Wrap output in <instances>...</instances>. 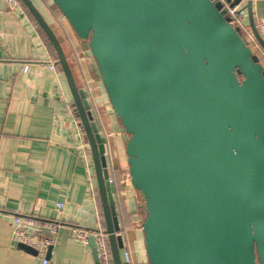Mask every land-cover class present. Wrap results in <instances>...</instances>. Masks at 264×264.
Segmentation results:
<instances>
[{"label":"water","instance_id":"1","mask_svg":"<svg viewBox=\"0 0 264 264\" xmlns=\"http://www.w3.org/2000/svg\"><path fill=\"white\" fill-rule=\"evenodd\" d=\"M20 1L57 53L91 149L112 262L128 264L86 92L48 21ZM253 1L53 0L128 136L149 264H264V64L225 14L247 11L264 51Z\"/></svg>","mask_w":264,"mask_h":264},{"label":"crops","instance_id":"2","mask_svg":"<svg viewBox=\"0 0 264 264\" xmlns=\"http://www.w3.org/2000/svg\"><path fill=\"white\" fill-rule=\"evenodd\" d=\"M32 1L75 59L106 145L108 172L113 178L119 172L121 178V196L114 191L115 182L112 190L125 247L132 264H149L141 228L143 200L124 182L129 177L128 136L103 84L88 70L83 45L58 8L52 0L47 6ZM253 14L264 24V0L253 1ZM243 15L250 26L247 11ZM53 62L56 72L50 69ZM86 143L67 80L39 29L23 7L13 10L0 0V264H43L35 249L14 241V215L63 222L49 264H99L95 246L78 243L71 231L72 226L94 230L98 213L106 229L89 144L82 150ZM58 204L64 208L58 209ZM120 206L128 217L120 215Z\"/></svg>","mask_w":264,"mask_h":264},{"label":"built area","instance_id":"3","mask_svg":"<svg viewBox=\"0 0 264 264\" xmlns=\"http://www.w3.org/2000/svg\"><path fill=\"white\" fill-rule=\"evenodd\" d=\"M5 2L13 10L22 7L19 0H5ZM239 10V6L234 8L227 7L225 9V14L231 24L240 29L241 35L249 42V47L252 52L262 57V63L264 64V51L259 47L260 45L255 39L250 26L246 24L245 16L243 13L240 14ZM254 24L260 38L264 41V24L257 22L255 17ZM78 62L81 63L80 59H78ZM79 68L80 70L82 69L81 66H79ZM28 69L29 68L26 67L25 71L27 72ZM50 69L55 72L57 71L54 62L50 64ZM87 145L86 143V146H81L82 150H85ZM108 182L111 186L114 184V178L110 174ZM124 182L130 183V178L127 177ZM57 207L58 209H63L64 205L58 204ZM62 223V221H47L32 216L14 215L11 218L13 239L18 244L35 249L39 257L42 258L43 264H49L48 256L50 255V250L54 245L59 230L64 227ZM97 223V227L94 230L72 226L71 231L73 237L75 241L86 247L90 245V239L93 238L95 242L96 258L99 264H111L112 255L109 248L108 235L106 234L105 228L101 225L102 218L99 213L97 214ZM124 257L126 263L132 264L131 252H129L126 247Z\"/></svg>","mask_w":264,"mask_h":264},{"label":"trees","instance_id":"4","mask_svg":"<svg viewBox=\"0 0 264 264\" xmlns=\"http://www.w3.org/2000/svg\"><path fill=\"white\" fill-rule=\"evenodd\" d=\"M19 1H20V0H19ZM37 1H38V0H36V3H38ZM39 1H40V3H42L44 6H47V3H46L47 0H39ZM52 1H53V0H52ZM20 3H21V5H22V7L25 9V11L27 12V14L29 15L30 19L34 22V24L36 25V27L39 29V31H40V33H41L43 39L45 40V42H46V44H47L49 50H50L51 53L54 55V57H55V59H56V61H57V53H56L55 49L53 48L51 42L49 41L47 35H46L45 32L42 30V28L40 27V25L38 24V22L36 21V19L33 17V15L29 12V10L23 5V3H22L21 1H20ZM53 4H54V2H53ZM35 5H36V4H35ZM54 7L57 8V6H56L55 4H54ZM48 9H49V8H48ZM51 10H53V9H51ZM61 45H62V47H63L65 53L67 54V52H66V50H65V47H64V43H61ZM66 56H68V54H67ZM68 60H69V63H70V65H71L72 72H73V75H74V78H75V80H76V82H77L78 87H79V88H83V87H82V83H81V81H79V79H78V73L80 74V72L77 71V70L72 66V62L70 61V59H68ZM57 65H58V64H57ZM58 69H59V71H60L61 73H63V72H62V69H61V67H60L59 65H58ZM74 110H75V107H74ZM75 113H76L78 119L80 120V118H79V116H78L76 110H75ZM80 123H81V121H80ZM120 180H121V178H120L119 172H116V174H114V182H115V184H114V185H115V189H114V191H115L116 195H119V196H121V192H120V191H121V188H122V186L120 185ZM120 215H122L123 218L128 217V216L126 215L125 208H123V207H121V206H120ZM118 216H119V214H118ZM111 264H113V262H112Z\"/></svg>","mask_w":264,"mask_h":264},{"label":"rangeland","instance_id":"5","mask_svg":"<svg viewBox=\"0 0 264 264\" xmlns=\"http://www.w3.org/2000/svg\"><path fill=\"white\" fill-rule=\"evenodd\" d=\"M65 26L69 29V30H71L70 28H69V26L66 24V22H65ZM61 42V41H60ZM65 47V50H66V52H69V49L67 48V46H64ZM260 48H261V46H259ZM68 54V53H67ZM66 54V55H67ZM71 53H70V56H69V54H68V56L67 57H69V59H70V61L72 62V66L74 67V68H76V62H75V59H74V57L71 59Z\"/></svg>","mask_w":264,"mask_h":264}]
</instances>
